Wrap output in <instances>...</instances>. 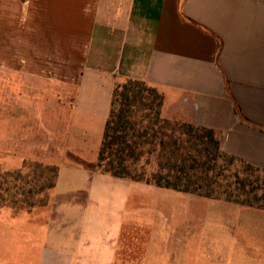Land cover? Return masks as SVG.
<instances>
[{
	"label": "crops",
	"instance_id": "1",
	"mask_svg": "<svg viewBox=\"0 0 264 264\" xmlns=\"http://www.w3.org/2000/svg\"><path fill=\"white\" fill-rule=\"evenodd\" d=\"M127 80L264 170V0H0V165L59 168L0 207V264H264L263 208L93 167Z\"/></svg>",
	"mask_w": 264,
	"mask_h": 264
},
{
	"label": "trees",
	"instance_id": "2",
	"mask_svg": "<svg viewBox=\"0 0 264 264\" xmlns=\"http://www.w3.org/2000/svg\"><path fill=\"white\" fill-rule=\"evenodd\" d=\"M136 102L145 103L138 111L141 113L138 122L132 120L130 112ZM162 107L163 96L145 82L127 80L117 85L99 160L93 167L119 178L209 198L224 197L231 202L264 209V183L250 176L253 171L264 173V170L222 152L220 140L212 129L164 118ZM234 161L245 165L244 176L238 171L225 174L230 172ZM29 163L41 170V179H35L34 186H29L38 189L37 193L32 194L33 188L27 192L18 190L11 196L12 200L7 201L0 183V207L23 206L32 210L48 204L49 191L56 184L59 168ZM15 171L14 181L22 180L21 169ZM217 188L224 189L222 195L216 194ZM4 190L8 195L10 188ZM16 194L24 197L21 203L15 199ZM31 195L37 198L33 200Z\"/></svg>",
	"mask_w": 264,
	"mask_h": 264
},
{
	"label": "rangeland",
	"instance_id": "3",
	"mask_svg": "<svg viewBox=\"0 0 264 264\" xmlns=\"http://www.w3.org/2000/svg\"><path fill=\"white\" fill-rule=\"evenodd\" d=\"M144 104H145L144 102H136V103H133L131 105L130 112H131L132 120H137V122L140 120L141 113H138V111H141L143 109ZM19 169H21V172H22V180L16 182V181H14L15 175H13V174L16 172L15 170H19ZM19 169L10 170V169H6V167H4L3 165H0V183L3 184L2 190L5 194L4 197L6 198L7 201L12 200L11 196L14 194V192H17L18 190L20 192H22V191L27 192L29 190V188H33L32 194L37 193V191H38V189H36L35 187H29V186L30 185L34 186L35 179H41L40 178L41 177V175H40L41 170L39 168L35 169L34 164L29 163V162H27V163L25 162L23 164V166ZM245 169H246L245 165L242 164L240 161H234V162H232L230 172L229 173L227 172L225 174L229 175L235 171H238L241 176L242 175L244 176L245 173H243V172ZM250 176L252 177V179H259V181L261 183H264V173L263 172L253 171L250 174ZM230 181L234 182V178H231ZM14 185L16 186V189L13 188ZM5 188H10V190H9L10 195L9 194L7 195V193H5V190H4ZM232 188H235V185ZM223 192H224L223 188H221V189L217 188L216 189V194L222 195ZM228 192H230V191H228ZM14 196H16L15 199L19 203H21L24 200V197H21L19 194H16ZM31 198L33 200H35L37 197H36V195L35 196L31 195ZM221 199H225V198L222 197Z\"/></svg>",
	"mask_w": 264,
	"mask_h": 264
}]
</instances>
